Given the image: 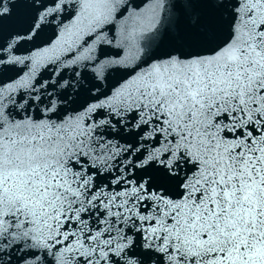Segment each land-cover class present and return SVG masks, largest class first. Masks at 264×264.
Returning <instances> with one entry per match:
<instances>
[{
	"label": "snow or ice",
	"instance_id": "snow-or-ice-1",
	"mask_svg": "<svg viewBox=\"0 0 264 264\" xmlns=\"http://www.w3.org/2000/svg\"><path fill=\"white\" fill-rule=\"evenodd\" d=\"M0 264H264V0H0Z\"/></svg>",
	"mask_w": 264,
	"mask_h": 264
}]
</instances>
